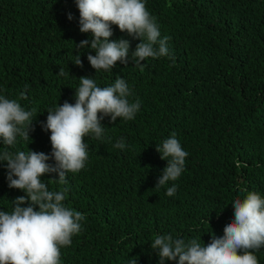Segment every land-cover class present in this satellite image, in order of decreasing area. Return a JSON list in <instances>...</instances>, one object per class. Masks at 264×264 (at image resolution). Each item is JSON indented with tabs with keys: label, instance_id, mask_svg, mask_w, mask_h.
Wrapping results in <instances>:
<instances>
[{
	"label": "trees",
	"instance_id": "16d2710c",
	"mask_svg": "<svg viewBox=\"0 0 264 264\" xmlns=\"http://www.w3.org/2000/svg\"><path fill=\"white\" fill-rule=\"evenodd\" d=\"M145 3L170 37L171 58L142 61L141 71L131 54L142 41L121 32L113 41H130L127 65L96 72L87 59L95 51L76 46L93 37L79 30L75 0H0V94L35 109L31 139L18 137L7 150L51 155V132L43 128L47 110L74 104L82 76L102 88L120 76L132 92L129 101L141 102L133 120L104 118L111 138H84L86 165L68 173L65 185L52 180L58 174L42 177L50 191L66 187L65 206L86 217L82 231L61 249V264H129L133 257L137 264H159L151 248L157 235L207 245L232 222L226 212L237 194L264 198V0ZM76 55L83 67L74 63ZM169 132L186 147L185 170L156 188L167 161L153 146ZM120 138L123 150L113 147ZM7 171L0 162V211L10 213L12 202L27 194L8 186ZM173 184L177 191L169 197ZM254 254L264 264V247ZM165 264H178V258Z\"/></svg>",
	"mask_w": 264,
	"mask_h": 264
},
{
	"label": "clouds",
	"instance_id": "9594fccd",
	"mask_svg": "<svg viewBox=\"0 0 264 264\" xmlns=\"http://www.w3.org/2000/svg\"><path fill=\"white\" fill-rule=\"evenodd\" d=\"M75 3L80 32L91 33L93 37L90 42L83 40L76 46L81 50L90 46L95 51L87 59L96 72L111 71L117 62L127 65L130 41L123 38L113 41L121 32L142 41L131 54L141 71L146 66L142 61L171 58L170 37L158 27V20L147 10L145 0H75ZM68 19H73L71 13ZM74 63L83 67L80 55H76ZM59 74L63 75V70ZM19 95L27 99L24 92ZM131 95L126 80L120 76L111 86L103 88L92 77H80L75 103L65 101L47 110L43 128L51 132L52 145V153L47 155L33 150H7L16 145L18 137L24 141L31 139L35 109L25 110L18 100L0 94V144L6 146L0 152V162H6L8 186L27 194L12 202L14 209L10 213L0 211V264H61V249L70 246L72 237L82 231L81 222L86 217L65 206L66 187L50 191L42 177L58 174V179L52 180L65 185L68 173L80 172L88 160L84 138L89 135L95 139L111 138L110 131L105 133L104 118L110 117L112 122L117 118L129 121L135 118L141 102L139 99L130 102ZM113 147L125 149L124 138ZM185 149L175 133L157 139L153 150L161 154L167 166L156 188L179 179L188 156ZM51 159L54 164L48 163ZM176 191L173 184L166 195L171 197ZM29 200V206H21ZM232 204L226 212L232 222L218 231L222 236L213 233L207 245H201L196 238L186 242L171 234L157 235L151 248L159 256V264L177 258L178 264H259L254 252L264 247V198L256 192H249L244 199L237 194ZM129 264H137V259L133 257Z\"/></svg>",
	"mask_w": 264,
	"mask_h": 264
}]
</instances>
